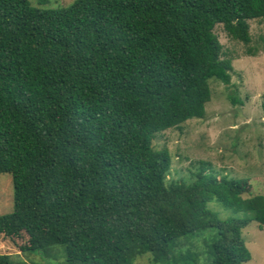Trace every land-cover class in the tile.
<instances>
[{"label":"trees","instance_id":"obj_1","mask_svg":"<svg viewBox=\"0 0 264 264\" xmlns=\"http://www.w3.org/2000/svg\"><path fill=\"white\" fill-rule=\"evenodd\" d=\"M253 20L264 0H0V174L13 186L0 236L25 235L20 252L62 248L65 264H195L174 255L177 241L213 229L205 264L248 262V220L208 206L250 213L261 230L264 200L204 168L168 181L170 155L152 143L204 117L211 79L230 84L214 28L247 45Z\"/></svg>","mask_w":264,"mask_h":264},{"label":"rangeland","instance_id":"obj_2","mask_svg":"<svg viewBox=\"0 0 264 264\" xmlns=\"http://www.w3.org/2000/svg\"><path fill=\"white\" fill-rule=\"evenodd\" d=\"M74 0H29L42 10H60ZM250 43L232 40L221 25L214 33L222 45L221 59L231 63V81L224 85L209 81L210 101L201 119H191L177 128L158 133L152 143L156 150H166L171 158L168 181H192L199 169L207 174L227 177L228 180H246L248 193L243 199L261 197L264 200V22L249 21ZM240 103L233 104L231 98ZM209 209L218 218L231 217L248 220L241 235L251 259L243 264H264V225L260 230L252 214L234 212L218 202ZM13 211L12 176L0 174V215ZM215 239V230L205 229L193 236L180 238L174 255L195 256V264L210 260L209 246ZM27 237L0 236V254H8L12 264H65L62 248L45 253L20 252ZM136 264H152L151 255L144 254Z\"/></svg>","mask_w":264,"mask_h":264}]
</instances>
